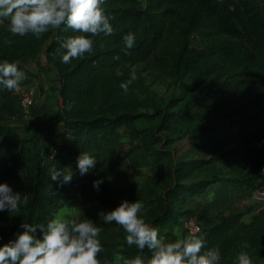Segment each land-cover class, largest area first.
Wrapping results in <instances>:
<instances>
[{
  "label": "trees",
  "instance_id": "16d2710c",
  "mask_svg": "<svg viewBox=\"0 0 264 264\" xmlns=\"http://www.w3.org/2000/svg\"><path fill=\"white\" fill-rule=\"evenodd\" d=\"M103 7L114 33L93 37V51L68 64L60 45L76 34L71 29L37 38L0 25V62L23 67L43 56L59 78L58 108L42 129L21 135L0 125V183L24 197L19 212L0 211V246L23 222L46 223L66 204V184L58 187L49 170L70 166L74 175L77 157L88 151L98 161L83 177L80 218L103 228L102 264H124L140 250L128 246L122 226L99 221L100 210L139 199L146 221L166 237L165 228L179 224L199 196L196 217L209 222L197 234L206 248L219 247L221 264H236L245 243L253 264H264V206L244 220L249 200L264 188V0H104ZM128 32L136 35L131 49L123 41ZM193 34L202 47L191 44ZM133 70L138 78L125 93L120 82ZM146 70L181 80V93L153 94ZM0 97L2 114L26 117L14 91ZM190 135L193 146L179 153L175 142Z\"/></svg>",
  "mask_w": 264,
  "mask_h": 264
},
{
  "label": "clouds",
  "instance_id": "9594fccd",
  "mask_svg": "<svg viewBox=\"0 0 264 264\" xmlns=\"http://www.w3.org/2000/svg\"><path fill=\"white\" fill-rule=\"evenodd\" d=\"M104 0H0V25H5L13 35L33 34L37 38L51 28L71 29V35L61 42L62 63L68 64L73 58L93 51V37L103 34L110 36L115 29L112 17L103 7ZM124 46H135L136 35L128 32L123 36ZM12 44V40L7 41ZM118 60L119 56L114 57ZM118 75L122 73L117 72ZM26 74L19 67V61L0 62V91H14L20 87ZM133 70L120 88L127 93L129 86L137 79ZM71 109V104L68 105ZM97 158L88 151L77 157V168L81 176L95 168ZM52 181L58 187L71 183L73 172L70 166L52 167L49 170ZM103 178L93 181L97 191ZM21 193L14 191L7 182L0 183V211L10 214L19 212ZM99 221L105 224L115 222L127 233L128 246L135 245L140 251L124 264H221L219 247H205V240L196 232L190 231L183 238L167 240L160 235L157 226L146 221L143 215V202L139 199H123L111 210H100ZM14 239L0 246V264H102L98 254L102 252L100 234L103 228L97 221L80 218L78 215L57 213L46 223H25ZM39 230V232H38ZM0 239L3 236L0 235ZM148 249L150 256L143 254ZM247 243L238 253L236 264H253Z\"/></svg>",
  "mask_w": 264,
  "mask_h": 264
},
{
  "label": "rangeland",
  "instance_id": "374dc122",
  "mask_svg": "<svg viewBox=\"0 0 264 264\" xmlns=\"http://www.w3.org/2000/svg\"><path fill=\"white\" fill-rule=\"evenodd\" d=\"M191 44L196 47H202L201 38L197 34H193L191 37ZM24 67H29L31 72H28L29 76L21 81L20 87L14 90V93L17 94L19 89L33 91L36 100H34L33 107L31 106L28 110L25 109L27 115L24 119H19L18 117L6 113L2 114L0 108V125H10L21 135H30L31 133L42 129L48 122V116L51 111L58 108L59 78L55 69L47 65L43 56H41L37 62L23 66V68ZM143 76L146 79V83L149 84L152 93L163 99H167L171 95L178 96L181 93V80L160 78L152 75L148 70L143 71ZM39 135H41V132ZM123 136L124 140L128 142L130 136L129 132L125 129H123ZM193 144L194 138L190 135L175 142L174 145L179 153H181L188 150ZM65 189L67 191V204L69 205V212L67 215L76 214L80 217L82 213V186H80L78 181H75L74 185H67ZM21 199H24V197L21 196ZM252 203L253 202L250 199L249 205ZM263 206V204L259 205L260 208ZM194 215L197 216V214Z\"/></svg>",
  "mask_w": 264,
  "mask_h": 264
},
{
  "label": "crops",
  "instance_id": "0c3cea01",
  "mask_svg": "<svg viewBox=\"0 0 264 264\" xmlns=\"http://www.w3.org/2000/svg\"><path fill=\"white\" fill-rule=\"evenodd\" d=\"M20 69L25 72L26 78H27L29 76L28 75V72H31V69L29 67H24V68L22 67ZM2 102H3V100L0 97V104ZM31 110H34V109H31ZM83 177H84V175L81 176L79 174V170H78L73 175V180L71 181V183L66 184V186L67 185H71V184L74 185L75 181H78V183L80 184V186H82ZM66 193H67V191H66ZM203 202H204V196L195 197L193 200L189 201V204L188 205H189L190 213L197 214L198 211L200 210ZM67 203L68 202H66V204L64 206H62L61 208L55 210L51 214V216L49 217V219H51L57 213H64L65 215H67L68 212H69V209H68V206L69 205ZM184 218L181 220V222L179 224H171V225H169V226H167L165 228V231L167 233H169L168 236H166V237L164 236L167 240H175V239H178V238H183L186 234H188L186 228L184 227ZM244 220L246 222H250L252 220V217L250 215H246L245 218H244ZM202 222H203V224H207L209 221L208 220H205V221H202ZM204 222H206V223H204Z\"/></svg>",
  "mask_w": 264,
  "mask_h": 264
},
{
  "label": "built area",
  "instance_id": "2783aa9c",
  "mask_svg": "<svg viewBox=\"0 0 264 264\" xmlns=\"http://www.w3.org/2000/svg\"><path fill=\"white\" fill-rule=\"evenodd\" d=\"M17 92L19 102L24 107V109L28 110L34 104V100H36L34 92L23 89H19ZM251 201L253 202L251 204L252 211L247 215L253 217V214L260 209L259 205H264V188L256 190V192L251 197ZM184 227L187 229L188 233L190 231L198 233L201 231L202 223L198 221L196 215L190 213V215L188 214L184 219Z\"/></svg>",
  "mask_w": 264,
  "mask_h": 264
}]
</instances>
